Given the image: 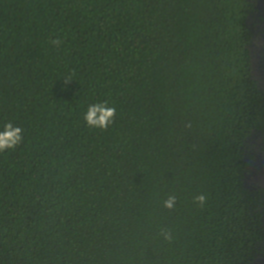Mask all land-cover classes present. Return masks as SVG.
Returning <instances> with one entry per match:
<instances>
[{"label": "trees", "instance_id": "16d2710c", "mask_svg": "<svg viewBox=\"0 0 264 264\" xmlns=\"http://www.w3.org/2000/svg\"><path fill=\"white\" fill-rule=\"evenodd\" d=\"M257 1L0 0V127L24 136L0 152V264L264 256V190L245 185L263 122ZM105 99L114 123L88 127Z\"/></svg>", "mask_w": 264, "mask_h": 264}, {"label": "clouds", "instance_id": "9594fccd", "mask_svg": "<svg viewBox=\"0 0 264 264\" xmlns=\"http://www.w3.org/2000/svg\"><path fill=\"white\" fill-rule=\"evenodd\" d=\"M64 40L62 37L50 38L49 43L56 48H59L63 44ZM71 80V77L65 79V82ZM117 112L116 107L105 99L103 101H98L89 104L83 119L86 125L90 128H98L106 130L111 124L114 123ZM24 139L23 129L15 125L11 121H7L0 127V152H5L8 150L15 149L18 145L22 143ZM194 202L204 206L207 202V195L204 193H199L194 197ZM177 203V198L175 195H169L167 199L163 201V207L172 210ZM160 235L165 239L171 240V232L167 229H161Z\"/></svg>", "mask_w": 264, "mask_h": 264}, {"label": "rangeland", "instance_id": "374dc122", "mask_svg": "<svg viewBox=\"0 0 264 264\" xmlns=\"http://www.w3.org/2000/svg\"><path fill=\"white\" fill-rule=\"evenodd\" d=\"M258 16L260 19H256L255 32L257 37L252 47L253 57H254V74L255 77L259 80L261 85V90L263 92L262 98V115L263 122L259 128V147L257 149V155L255 162L251 167V171L248 173L245 185L249 190H264V37L263 34L259 31L264 24V0L257 1ZM254 264H264V256L260 257Z\"/></svg>", "mask_w": 264, "mask_h": 264}]
</instances>
